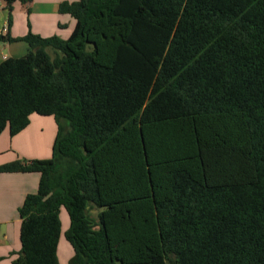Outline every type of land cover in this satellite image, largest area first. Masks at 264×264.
<instances>
[{
  "label": "trees",
  "instance_id": "16d2710c",
  "mask_svg": "<svg viewBox=\"0 0 264 264\" xmlns=\"http://www.w3.org/2000/svg\"><path fill=\"white\" fill-rule=\"evenodd\" d=\"M13 23L14 4L4 0ZM71 36H0V135L54 117L26 197L20 259L60 264H264V0L63 2Z\"/></svg>",
  "mask_w": 264,
  "mask_h": 264
},
{
  "label": "crops",
  "instance_id": "0c3cea01",
  "mask_svg": "<svg viewBox=\"0 0 264 264\" xmlns=\"http://www.w3.org/2000/svg\"><path fill=\"white\" fill-rule=\"evenodd\" d=\"M78 1L33 0L27 5L17 2L14 4L13 23L10 26V13L6 9V2L0 0V36L23 38L32 32L45 38L54 35L68 38L75 30L76 20L70 15L61 14L60 5L63 2ZM29 51L30 46L24 41L0 44V64L9 58L24 57ZM39 116L33 114L30 125L14 138L11 137L9 129H6L0 139V154L6 151L7 147H12L16 148L21 155L20 158L50 159L46 139L47 126L48 124L52 126V140L55 134L57 136L58 126L57 124L55 126L52 117ZM41 125L42 135H39L35 127ZM18 158L13 156L0 158V166L14 162ZM40 179L38 173H0V264H14L20 259L22 219L19 210L28 195L38 192ZM60 217L62 235L58 246V258L60 264H69L74 256V249L65 236L71 223L65 208L61 209Z\"/></svg>",
  "mask_w": 264,
  "mask_h": 264
},
{
  "label": "rangeland",
  "instance_id": "374dc122",
  "mask_svg": "<svg viewBox=\"0 0 264 264\" xmlns=\"http://www.w3.org/2000/svg\"><path fill=\"white\" fill-rule=\"evenodd\" d=\"M37 115V114H36ZM39 116V115H38ZM40 117V116H39ZM51 119H53V121H54V124H55V126H56V124H57V122H56V119L54 118V117H52ZM35 129H36V131H38L39 133V135H42V125L41 126H37V127H35ZM44 129V128H43ZM6 131V130H5ZM47 134H46V139H47V148H48V151H49V155H50V159L52 158V154H53V144H54V140H55V137H56V134H55V136H54V138H53V140H52V126H51V124H48V126H47ZM57 132V131H56ZM2 135V134H1ZM1 135H0V139H1ZM17 136V135H16ZM12 137V136H11ZM15 137V136H14ZM13 137V138H14ZM41 143H42V139H41ZM6 151H4V152H2L1 154H0V158H6V157H10V156H13V157H19L18 159H25V158H20L21 157V155L18 153V151L16 150V148H12V147H7L6 149H5Z\"/></svg>",
  "mask_w": 264,
  "mask_h": 264
}]
</instances>
